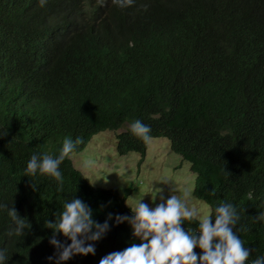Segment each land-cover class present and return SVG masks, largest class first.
Segmentation results:
<instances>
[{
    "label": "trees",
    "instance_id": "16d2710c",
    "mask_svg": "<svg viewBox=\"0 0 264 264\" xmlns=\"http://www.w3.org/2000/svg\"><path fill=\"white\" fill-rule=\"evenodd\" d=\"M135 120L190 164L193 196L213 218L222 203L245 209L236 234L250 250L246 264L264 256V220H254L264 212V0H0V203L31 225L9 236L14 223L0 209L4 264H57L45 222L72 198L99 223L109 213L132 215L125 198L93 187L69 157L62 191L24 170L33 153L57 155L66 137L82 139L77 153ZM116 134V154L137 153L140 166L148 143L130 128ZM109 226L92 242L94 255L61 264H99L140 243L127 222Z\"/></svg>",
    "mask_w": 264,
    "mask_h": 264
},
{
    "label": "clouds",
    "instance_id": "9594fccd",
    "mask_svg": "<svg viewBox=\"0 0 264 264\" xmlns=\"http://www.w3.org/2000/svg\"><path fill=\"white\" fill-rule=\"evenodd\" d=\"M40 3L43 6L45 0H40ZM132 3L133 0H113L114 6L120 7L131 6ZM130 131L145 143L152 139L151 128L140 120L131 123ZM4 135H7L6 129L0 131V137ZM82 142L80 137L75 140L66 137L55 156L48 152L33 153L27 162L24 176L39 174L51 177L58 182L57 191H62L63 175L60 165L66 158L70 159ZM82 166L90 169L93 162L85 160ZM31 184L36 190V186ZM157 193L160 194L161 202L154 208L142 203V198L131 208L127 205L134 215L113 217L109 213L103 223L93 219V210L81 199L72 198L66 202L58 217L54 214V220L45 222L46 228L52 230L49 243L57 250V264L69 260L74 255H94L95 246L92 242L103 238L109 231V220L113 218L116 224L127 222L131 226L132 235L138 238L140 243H132L122 251L107 254L99 260V264H246L250 250L236 234L241 211L245 213V209L238 211L231 203H222L215 208L214 218L210 213L200 216L196 209L188 206V192H185L183 197L173 194L167 199L164 198L163 189H159ZM248 199H252L251 192L248 193ZM0 209H4L14 223L8 235L24 236L26 229L31 227L27 219L21 218L15 208L6 203H0ZM197 218L198 228L185 230L181 227L184 221L191 222ZM254 220H264V212L254 217ZM238 230L249 229L241 225ZM57 233L66 237L70 243H61L56 239ZM196 248L201 250V255L194 251ZM8 259L6 250L0 249V264H4ZM48 259L51 260L52 257ZM251 264H264V256L252 260Z\"/></svg>",
    "mask_w": 264,
    "mask_h": 264
},
{
    "label": "rangeland",
    "instance_id": "374dc122",
    "mask_svg": "<svg viewBox=\"0 0 264 264\" xmlns=\"http://www.w3.org/2000/svg\"><path fill=\"white\" fill-rule=\"evenodd\" d=\"M127 128L130 126L124 125L117 132ZM115 144L116 132H100L92 137L83 151L70 156L74 168L93 187L116 190L130 208L142 198V203L154 208L161 202L157 193L159 189H163L165 199L173 194L183 197L188 192L189 207L196 209L200 216L210 213V207L193 196L196 175L190 171V164L171 151L168 139L152 138L140 166L137 153L120 157L115 153ZM85 160H91L93 167L83 168Z\"/></svg>",
    "mask_w": 264,
    "mask_h": 264
}]
</instances>
